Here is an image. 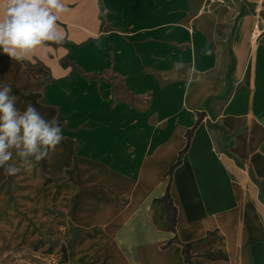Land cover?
<instances>
[{"label":"crops","instance_id":"0c3cea01","mask_svg":"<svg viewBox=\"0 0 264 264\" xmlns=\"http://www.w3.org/2000/svg\"><path fill=\"white\" fill-rule=\"evenodd\" d=\"M207 1L64 0L61 44L0 53L64 136L0 169V264H264V0Z\"/></svg>","mask_w":264,"mask_h":264},{"label":"clouds","instance_id":"9594fccd","mask_svg":"<svg viewBox=\"0 0 264 264\" xmlns=\"http://www.w3.org/2000/svg\"><path fill=\"white\" fill-rule=\"evenodd\" d=\"M67 10L64 0H0V53L21 61L38 49L61 44L64 35L57 21ZM108 12L104 8L101 15ZM18 103L12 86L0 81V169L13 176L32 172L62 151L58 146L64 140L55 116L46 119L31 101L23 110Z\"/></svg>","mask_w":264,"mask_h":264},{"label":"rangeland","instance_id":"374dc122","mask_svg":"<svg viewBox=\"0 0 264 264\" xmlns=\"http://www.w3.org/2000/svg\"><path fill=\"white\" fill-rule=\"evenodd\" d=\"M215 0H208L207 2H214ZM219 1V0H217ZM167 201H164V204L162 203V205H159L158 203H156V206H162L163 209L166 208V219H167V224L168 223H171L172 219H171V216L173 215V211L170 209L169 206H167ZM158 212H156L157 214ZM162 217H158L157 216V219H161ZM49 264H52V263H49Z\"/></svg>","mask_w":264,"mask_h":264},{"label":"trees","instance_id":"16d2710c","mask_svg":"<svg viewBox=\"0 0 264 264\" xmlns=\"http://www.w3.org/2000/svg\"><path fill=\"white\" fill-rule=\"evenodd\" d=\"M165 199H166V198H163L164 201H165ZM163 200H162V201H163ZM160 201H161V200H158V201H155V202L157 203V202H160ZM158 204H159V203H158ZM173 216H174V211H173ZM172 220H173V219H172Z\"/></svg>","mask_w":264,"mask_h":264}]
</instances>
